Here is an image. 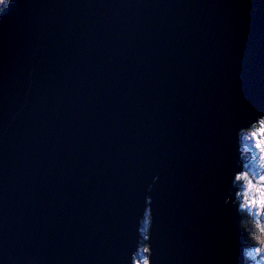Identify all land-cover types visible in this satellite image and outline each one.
Returning <instances> with one entry per match:
<instances>
[{"label":"water","instance_id":"water-1","mask_svg":"<svg viewBox=\"0 0 264 264\" xmlns=\"http://www.w3.org/2000/svg\"><path fill=\"white\" fill-rule=\"evenodd\" d=\"M264 0H11L0 14V264H245L241 134Z\"/></svg>","mask_w":264,"mask_h":264},{"label":"clouds","instance_id":"clouds-1","mask_svg":"<svg viewBox=\"0 0 264 264\" xmlns=\"http://www.w3.org/2000/svg\"><path fill=\"white\" fill-rule=\"evenodd\" d=\"M253 136L258 137L255 143V147L259 152V157L256 161L258 174L256 176H251L248 172H243L242 174L238 173L236 175V180L245 182L243 188L239 192V196L242 198L240 207L247 213L249 222L254 225V228L257 230V234L254 238L256 245L246 248L245 243V264L248 263L247 260L252 261L253 264H264V129L259 130L258 133H253ZM253 181H255V183ZM253 214L255 215V220L251 219ZM143 220H145V218ZM140 246L137 255L140 253Z\"/></svg>","mask_w":264,"mask_h":264},{"label":"rangeland","instance_id":"rangeland-1","mask_svg":"<svg viewBox=\"0 0 264 264\" xmlns=\"http://www.w3.org/2000/svg\"><path fill=\"white\" fill-rule=\"evenodd\" d=\"M10 2H11V0L9 1L8 5H10ZM262 121H264V120H262ZM260 128H261V122L258 125V127L251 129L250 130L251 132L244 134L242 136V138H241L242 139V145L244 147V150L246 151V153L249 156L248 157V160H247V162L245 164V170H244V172L250 173L251 176H256L258 174V169H257V166H256V161H257V159L259 157V152H258V150L255 147L256 139L258 137H254L253 136V133H258L259 130L264 129V127H262L261 129ZM243 133H245V132H243ZM236 182H237V180H236ZM253 182L255 183V181H253ZM237 187H240L241 189L243 188V186L240 185V184ZM237 197H238V193H237ZM142 225H143L142 226V229L144 230V222H143ZM136 258H137V260L135 261L134 264H146L147 257H145V258L143 257L142 251H140V253L137 255ZM247 264H253V262L252 261H248Z\"/></svg>","mask_w":264,"mask_h":264},{"label":"trees","instance_id":"trees-1","mask_svg":"<svg viewBox=\"0 0 264 264\" xmlns=\"http://www.w3.org/2000/svg\"><path fill=\"white\" fill-rule=\"evenodd\" d=\"M9 1L10 0H2V2H0V13L7 7V5H8V3H9ZM264 120V119H263ZM260 122H262V120L260 121ZM260 122H259V124H260ZM259 124H257L256 126H254L253 128H256V127H258V125ZM252 128V129H253ZM249 132H251V131H249ZM246 133H248V132H245V133H242L241 134V138H242V136L244 135V134H246ZM241 146H242V148H241V150H242V155H243V159H244V162H245V164H246V162H247V160H248V154L246 153V151L244 150V147H243V145H242V140H241ZM244 183V182H243ZM240 201H241V198H239L238 200H237V203H238V205L240 206ZM241 214H242V223H241V228H242V230H243V232H244V234H245V237H246V240H245V243H246V248H248L249 246L248 245H250V247L252 246V239H254L255 238V235L257 234V230L254 228V225H252L250 222H249V220H248V218H247V213L245 212V211H242L241 210ZM252 220H255L254 219V215L252 216V218H251ZM144 222H145V220H143ZM149 222H150V218H149ZM147 237V236H146ZM255 240V239H254ZM255 245H256V241H255ZM140 251H142V252H144L145 251V253H147V260H146V264H148V246H147V242H146V239L144 238H142V241H141V246H140ZM137 257V256H136Z\"/></svg>","mask_w":264,"mask_h":264},{"label":"flooded vegetation","instance_id":"flooded-vegetation-1","mask_svg":"<svg viewBox=\"0 0 264 264\" xmlns=\"http://www.w3.org/2000/svg\"><path fill=\"white\" fill-rule=\"evenodd\" d=\"M244 181H237L236 182V186H239V184L240 185H242V186H244V183H243ZM239 183V184H238ZM237 189H238V199L239 198H241L240 196H239V192L241 191V188L240 187H237ZM242 199V198H241ZM242 210V209H241ZM242 211H244V210H242ZM254 219H255V215H254ZM143 226V225H142ZM149 227H150V222H149V216L148 215H146V217H145V222H144V230L143 229H141V231H142V238L144 239H146V242H147V237H148V232H149ZM147 236V237H146ZM142 238H141V241H142ZM252 246H255V240L254 239H252ZM249 247H250V245H248ZM251 246V247H252ZM142 254H143V257L145 258V257H147V253H145V251L144 252H142ZM137 260V258H135V261ZM249 260H247V262H248Z\"/></svg>","mask_w":264,"mask_h":264},{"label":"snow or ice","instance_id":"snow-or-ice-1","mask_svg":"<svg viewBox=\"0 0 264 264\" xmlns=\"http://www.w3.org/2000/svg\"><path fill=\"white\" fill-rule=\"evenodd\" d=\"M0 2H2V0H0ZM264 127V121L261 122V128ZM260 128V129H261Z\"/></svg>","mask_w":264,"mask_h":264}]
</instances>
